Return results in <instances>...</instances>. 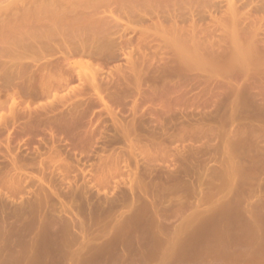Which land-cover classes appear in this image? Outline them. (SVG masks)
Segmentation results:
<instances>
[{"label":"rangeland","instance_id":"374dc122","mask_svg":"<svg viewBox=\"0 0 264 264\" xmlns=\"http://www.w3.org/2000/svg\"><path fill=\"white\" fill-rule=\"evenodd\" d=\"M52 2L0 0V264H264V0H96L72 39ZM159 8L212 45L180 59Z\"/></svg>","mask_w":264,"mask_h":264},{"label":"bare ground","instance_id":"6f19581e","mask_svg":"<svg viewBox=\"0 0 264 264\" xmlns=\"http://www.w3.org/2000/svg\"><path fill=\"white\" fill-rule=\"evenodd\" d=\"M95 1L96 0H65V2L64 3H61L60 5L59 4L57 5V3H53V2L52 3H43V4L37 3V5H35V15H36V22L35 23H36V28H37V30H39V29L43 30V33H47V35L50 36V37L58 33L59 34V37H61L62 35H67L70 38L71 37H75L74 34L77 31H79V30H81L83 28L90 27V26L91 27H94L96 29H100V30L105 29V27H106L105 24L98 25V24H100L99 23V20L97 21V19L99 17L98 18H96V17L99 15L98 14L99 11L97 10L99 8V6H98L99 4L98 3H94ZM164 1H166V0H164ZM81 7H86L85 9H90V12L89 11L88 12L86 11L89 14H87V13L86 14H82V11H80L81 10L80 9ZM85 9H84V12H85ZM160 9L161 8H159V10ZM160 14H162L161 16H164L165 19L163 17H160ZM157 15L160 18H163L164 19V22H166V21L170 22V25H169L170 27L168 29L172 32V34H171V38L168 39V40L171 43L170 46H172L173 49H175L176 52L180 55V59L185 60V59H187L188 57H191V56L192 57L199 58V56L202 55V54H200L201 53V50H203L205 48L207 49L208 47H210L212 45L211 44V41H212L211 39L212 38L210 39V37L208 36L210 32L208 33L206 31L208 33V35L204 34L205 36L204 35L201 36L198 33V31L195 30L194 24L196 23V21L189 28L185 27L186 24H183L184 23L183 20H185L187 18H185V14L183 12H181V11H179L177 9H173V10L164 9V10H160V12ZM190 15H192L193 17L195 16L193 14H190ZM232 15L236 18L234 20H238L237 17H236V15H237L236 11H231V17H232ZM238 17H239V15H238ZM234 20H233V22H234ZM100 22H101V18H100ZM103 22H104V20H103ZM191 22H189V23H191ZM235 22H237V21H235ZM187 23H188V21H187ZM28 25H30V24L28 22H26V21H20V22H16V23L6 22V23H4V31H5L6 35L7 34H10L11 35V34H13L14 32H17V31H19L21 33L22 30H26V29H29L30 28V27H28ZM31 26H32V24H31ZM195 27H197V26H195ZM31 30H35L34 25L32 26V29ZM202 32H205V31H202ZM22 33L27 34V31L26 32H22ZM69 34H72V35H69ZM247 36H249V35H247ZM215 37H216V35H215ZM218 37L219 36H217L216 38L218 39ZM62 39L63 40L64 39L66 40L67 37L66 38L65 37H62ZM62 39H61V42L64 43ZM50 40H52V38H50ZM168 40H167V42H168ZM244 40H246V39H244ZM68 41H65L64 44L67 45L68 43H66V42H68ZM214 41H216V40H214ZM221 41H223V40H221ZM231 41L234 42V45H237V43H239V41L236 42V39H233ZM253 41H254V38H253L252 42ZM9 42H10L9 36H7V37L6 36H3L2 39L0 40V51H5L6 50L5 49L6 48V45H8ZM224 43L226 44L225 41H224ZM52 44H53V40H52V43H50L49 45L52 46ZM68 45H70V44H68ZM214 46L217 48V46L215 44H214ZM250 46L248 45V47H250ZM254 46H256V45H254ZM38 47H39L40 50H42L43 47L44 48H48L50 46H47V45H43L42 44V45H39ZM68 47L70 48V46H68ZM223 47H224V45H223ZM62 48L64 49V46ZM252 48H253V45H252L251 48L236 47V51L234 53L235 54L234 55L235 58L233 59L234 62L236 63L237 61H243V62L249 61L250 56L252 55L253 52H254V55H255L254 48L252 50L253 52L251 51ZM65 49H66V47H65ZM68 49H66V50H68ZM206 49H205V51H206ZM220 49H222V48H220ZM58 50H60V49L58 48ZM260 50L261 49L259 48L258 51H260ZM208 51L206 53H208ZM263 51H264V49H263ZM214 52H215V50H214ZM262 52H259V54L262 53ZM211 55H212V53H211ZM208 56H210V55H208ZM255 56H253V57H255ZM212 59L210 58L209 61L207 60L206 63L209 64L210 63V60H212ZM214 59L212 60V62L215 61ZM218 59H219V57L216 59V61H218ZM220 59H221V57H220ZM257 60H259V58H257ZM263 60H264V58H263ZM259 62H260V60H259ZM262 62H260V63H262ZM225 63H224V65H225ZM228 63H226V64H228ZM210 64H209V66H210ZM214 64H212V65L214 66ZM232 64H233V62H232ZM212 65H211V67H213ZM228 65H230V64H228ZM231 67H233V65L228 66V68H231ZM212 70H213V68H212ZM232 70H235V68H233ZM220 75L222 77V74H219V76Z\"/></svg>","mask_w":264,"mask_h":264}]
</instances>
